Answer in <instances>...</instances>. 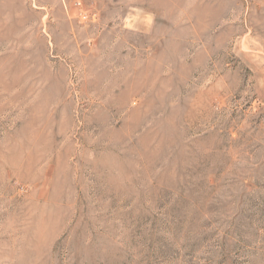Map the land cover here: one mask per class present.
Listing matches in <instances>:
<instances>
[{"label": "rangeland", "instance_id": "374dc122", "mask_svg": "<svg viewBox=\"0 0 264 264\" xmlns=\"http://www.w3.org/2000/svg\"><path fill=\"white\" fill-rule=\"evenodd\" d=\"M0 264H264V0H0Z\"/></svg>", "mask_w": 264, "mask_h": 264}]
</instances>
